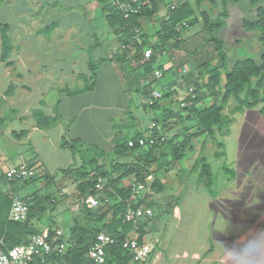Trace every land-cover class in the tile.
<instances>
[{"label": "crops", "instance_id": "1", "mask_svg": "<svg viewBox=\"0 0 264 264\" xmlns=\"http://www.w3.org/2000/svg\"><path fill=\"white\" fill-rule=\"evenodd\" d=\"M263 1L261 6L264 7ZM178 2L166 0L161 13L145 26L148 41H156L158 20L165 15L166 4ZM60 3L61 0H4L0 5V23L7 26L14 47L9 59L3 62L0 35V124L6 126L0 132V191L7 194L16 189L21 195L29 186L5 179L9 169L22 163L32 164L37 172L43 168L52 176L61 174V170L79 169L86 156L82 151L73 153L70 148H63L64 138L100 150L103 153L98 157L101 165L105 158L116 160L114 148L119 139L142 133L135 111L141 98L144 99L141 90L147 82L135 63L136 48L132 44L123 49L118 29L109 27L103 13L99 15L98 0L81 4L71 0L63 9ZM233 8L229 6L230 11H234ZM202 12L208 13L213 20L219 15V9L211 7ZM244 13L234 23L230 20L227 26L214 33L224 42L226 51L230 46L236 50L253 40L260 42L257 31L244 28V20H255L256 11L249 19L244 18ZM98 18H103L101 26L92 24ZM237 25L241 35L235 29ZM242 30L247 32L242 33ZM202 32V35L197 32L181 36L180 46L192 47L191 53L195 56L190 51L180 50L166 51L160 56L165 59L160 66L169 72H163L159 84L165 79L163 86L177 83L185 91L190 87L189 82H202L200 66L213 59L207 49L214 48L208 43L203 28ZM252 44L257 47L255 42ZM68 48L79 54L68 55ZM172 52L175 57L181 53L180 67L170 56ZM123 53L125 58L119 60ZM92 62L97 63L93 80ZM158 66L155 65V69ZM83 69L87 76L81 72ZM56 77L58 83L54 81ZM91 85L93 88L89 90ZM56 86L62 94L52 104L45 94ZM134 95L138 98L134 99ZM179 98L176 94L172 100L161 101L160 105L162 108L172 105L177 110ZM210 100L206 99L199 106L204 107V102ZM232 100L224 111L231 120V133L224 138L200 136L192 142L195 148V143L203 140L193 165L183 166L187 156L174 164L179 192L172 191L162 213L164 218L155 224L149 222L144 228V240H159L150 264H264V115L260 114V105L234 112L236 105L231 106ZM162 108L157 112L163 114ZM36 111L55 122L40 126L34 116ZM169 123L172 127L176 120ZM131 132L132 136L127 137ZM216 141L224 147L219 148ZM144 148L147 147L123 160L131 162ZM194 152L196 149L189 153ZM202 158L211 166L216 178L210 188L199 182L200 168L193 170ZM225 167L230 173L225 172ZM193 173H197L195 180ZM128 180L124 179V186ZM61 189L60 196L71 206V199L76 195L68 197V187L61 186ZM34 194L40 195L34 192L21 196L30 198ZM46 231L64 236L59 227L46 228Z\"/></svg>", "mask_w": 264, "mask_h": 264}, {"label": "trees", "instance_id": "2", "mask_svg": "<svg viewBox=\"0 0 264 264\" xmlns=\"http://www.w3.org/2000/svg\"><path fill=\"white\" fill-rule=\"evenodd\" d=\"M98 1L107 24L112 29H118L117 33L120 35L121 43L126 48L134 44V31L139 29L142 33L141 38L144 40L143 47H151L154 50L151 59L146 61L141 53L142 47L137 44L134 45L136 48L135 63L137 68L143 71L142 75L147 82L141 91L150 103L152 102L151 108H159L161 101L172 100L176 94L180 98H185L189 105L177 110L173 109L172 105L163 107V121L161 123L154 122L159 128L151 132L149 136L137 132L130 138L119 139L114 148L116 160L111 165V169L117 173V177L110 180L106 188L102 189L101 165L98 157L88 160L86 164L84 163L83 170L66 169L59 171L61 174L71 175L74 178V185L81 197L99 199L103 195L104 199L110 202L109 208L97 219L92 208L81 205L79 213L83 215V221L76 220L74 222L69 230L70 236L67 240L65 236H58L55 232H51L49 235L50 240L54 243L67 244L66 253L37 259L32 264H97L87 257V252L100 233H106L116 240L114 245L107 248L105 264H132L131 254L124 250L121 245L123 241L133 235L135 228L133 223L125 221V212L133 202L130 198L131 185L120 187L124 179L133 176L136 180L135 183H145L146 178L151 175L148 173V168L152 162H159V160L169 157L171 163L176 164L193 151L192 142L200 136L206 135L213 138L215 135L221 138L228 136L231 133V120L225 116L224 111L232 99L238 103L234 112L253 109L260 105V114L264 115V7L261 6L263 0H249L250 5L256 7V18L253 21L244 20V28L249 31H257L260 34L262 49L259 61L244 57L235 60L232 64H229V56L224 42L214 35L216 30L225 27L224 19L228 16L226 4L231 0H222L224 12L219 13L215 20L206 12L201 11L200 16L198 15L196 6L200 7L202 0H195V3L186 0L176 4L167 3L165 15L158 20L159 30L154 42L148 41L144 33L145 26L161 13V7L165 5L166 0H140L144 4L140 14L132 15L129 18H125L121 11L112 8L111 0ZM3 3L4 0H0V5ZM201 18L203 31L208 43L213 45L219 63L213 65L212 59L200 66L202 82H197L193 86L194 98L188 96V89L184 91L180 85L173 83L161 87L159 91L162 94V99H152L150 91L156 90L155 86L159 84L157 80L152 79L154 71L159 69L164 73L169 72L160 65L155 69L158 58L163 55L168 47L178 48L181 44L182 33L189 27L199 25ZM0 35L2 40L1 60L5 62L9 59L14 47L7 33V26L1 23ZM123 58H125L124 53L119 60ZM96 66L97 63L95 62L90 65L92 80L95 79ZM222 84L223 87L221 88ZM92 88V85L88 87L89 90ZM206 99H211L212 103L207 107H200L199 104ZM34 116L40 126L45 124L50 126L55 122L54 119L47 117L41 111L34 112ZM172 119L181 124V132L179 135L162 141L161 138L164 136H161V133L166 131L167 126L170 125L169 121ZM192 130L194 132L191 133ZM216 143L219 148L224 147L223 144L217 141ZM78 145L79 142H68L65 138L63 139L62 147L70 148L73 153L79 152ZM143 147H147V153H143L141 157H137L131 162H120L121 159ZM156 151L158 154L154 155ZM161 166L167 168L166 163H162ZM87 167H90V170L86 169ZM198 168H200L199 182L210 188L216 178L205 158L200 159L193 170ZM224 170L226 173H230L227 167ZM40 179H44L46 186H48L55 179V176L49 175L43 168H40L33 179L22 185H30ZM152 189L156 197L163 195L168 190L165 177L154 178ZM25 199L30 205L28 220L24 223L14 222L9 219L11 200L7 193L0 191V239H3L6 248L24 244L30 235H47L46 232L36 231L31 221L35 216L44 213L43 203L45 200L48 199L50 203H54L55 200L38 194ZM159 205L156 200L151 203L154 210L155 208L158 209ZM160 212L161 214L165 212V207H162ZM153 220H157L156 215L152 220H145L143 224L140 223L138 230L140 240H143L145 235L144 228Z\"/></svg>", "mask_w": 264, "mask_h": 264}, {"label": "rangeland", "instance_id": "3", "mask_svg": "<svg viewBox=\"0 0 264 264\" xmlns=\"http://www.w3.org/2000/svg\"><path fill=\"white\" fill-rule=\"evenodd\" d=\"M85 1H90V0H76V4H78V3L81 4ZM177 1L181 2L182 0H177ZM192 2L195 3V0H192ZM70 3H71V0H61L60 5L62 6V9H63V7L65 6L64 4H70ZM262 4L264 5V1ZM229 6L235 7V8H233V10L234 9L235 10L230 11ZM209 7L213 8V10L219 9V13L224 12V6L222 4V0H216V1L215 0H202L200 7L196 6L198 15L200 16V12L202 10H204V8H209ZM244 10H246L247 12L244 13ZM226 11L228 13V16L226 17V19H224L225 20V26L228 25L230 20H231V22L234 23L236 21V18L238 19L241 17L242 13H244V18H248V19L252 18V16L255 14L256 7L250 5L249 0H239V1L231 0L226 4ZM101 14H102V11L100 10L99 15L101 16ZM215 15H216V12H215ZM217 17H218L217 15L214 16V18H217ZM102 23H104L103 18H98V19H95V21H93L92 24L101 26ZM236 27H235L236 31L238 32V34L241 35V32L239 30L238 25ZM202 28H203V21L201 18V25H195V26L189 27L182 34L184 36H186L188 34H194V33L198 32L197 35H202V33H203ZM235 29H234V31H235ZM242 31H243L242 33L247 32L245 30H242ZM150 41L152 42L154 40L152 39ZM254 42L257 44V45L255 44L257 47H254V45L252 44ZM251 44L248 42L247 45L244 44L240 47H237L236 50H235L234 46L228 47L227 53H228L229 59H232L230 63L232 64L235 59L244 58V57H250L256 61H259L260 52L262 49L261 48V42L253 40V41H251ZM191 48L192 47L183 46V45H181L179 48L170 46L167 48L168 50H166V51L168 53H169V51H172V50H180V51H183L186 53L188 51H190V54L195 56L196 54L191 53V51H192ZM207 52L210 53L209 55H211V57L213 58L212 64L217 65L219 62L217 61V55L214 52V48L212 49V51H208V49H207ZM67 54L71 55V54H79V53L77 51L73 52L72 49L68 48ZM174 55H175L174 52H172V54L170 56H172L174 58V60L177 62L178 67H180L181 63H182V62H180L181 61V58H180L181 53L178 52V54H177L178 56H176V57ZM172 57H170V58H172ZM164 63H165V59L159 57L156 65H160V64H164ZM61 64L62 65H69L70 63H64V64L61 63ZM81 65H82V63H81ZM81 72L85 73V75L87 73V71H85L84 69ZM81 78H83V77H81ZM154 80H156V79L154 78ZM188 80L190 81V79H188ZM54 81L56 83H58L59 78H57V77L54 78ZM165 81L166 80L163 79L160 82V84H157L155 86V88L160 90L161 87L164 85ZM157 82H158V80H157ZM187 85L190 87H193L195 85V81L189 82ZM58 86L50 89V91L45 94L46 99L52 104L55 103L61 97L62 91H60ZM222 87H223V84H222L221 88ZM143 97H144V99L141 98L142 102L140 103L139 108L138 107L136 108L135 113H136L138 121L140 123V127H141L140 130L142 131V133L145 136H149L151 133V131L149 130V126L154 122L161 123L163 121V114H160L159 112H157L162 107L160 105L159 108H151L150 101L144 95H143ZM135 98H138V97L136 95H134V99ZM211 103H212V101L210 100L208 102H204L203 105H204V107H206V106L210 105ZM232 103L233 104H231V106H233V105L237 106V104H238L236 100H232ZM231 106L228 108L227 113L229 112ZM5 115L7 116L9 114L5 113ZM5 128H6L5 125L0 124V132H2ZM181 129H182L181 124H179L177 122L173 123L172 127L167 126L166 131L162 132L161 136H164L165 138L170 139V138L174 137L175 135H179L181 132ZM192 132H194V130H192L191 133ZM130 136H132V132L127 134V137H130ZM211 140L212 139H210V141ZM202 141L203 140H200L199 142L195 143L194 149H196V152H194L193 154L191 153L192 155L190 153H189V155H187V157H186L187 160L185 159V161L183 162V166L188 165L189 167H191V165H193L194 159H195L197 153L199 152V150L201 149ZM23 142H24V140H23ZM0 143H2L1 139H0ZM214 143L215 142L212 143V147L215 146ZM212 147L209 146V149ZM205 149H206V147L204 148V150ZM78 150L82 151L85 154V156L87 157V158L86 157L83 158L85 164L88 163V160L96 158V157H100L103 154L100 150H98L96 148H92L90 146H86V145H78ZM146 151H147V148H144L143 150L138 152V155L136 154L135 156H133L134 158L132 160H134L137 157L138 158L141 157L143 155V153H145ZM13 152H15V150ZM154 155H157V151L154 152ZM121 161L126 162V161H128V159L127 160L122 159ZM187 161L189 162V164ZM162 163H166L167 168L162 167L161 166ZM83 164L79 167L80 170L84 169ZM111 165H112L111 159L108 160L105 158L101 162L100 173L102 175V180H101L102 189L106 188L109 185L110 180L117 177V173L114 172L113 169H111ZM86 169L90 170V167H87ZM148 173L151 174V176L153 178H158V177L164 176L166 179V182H167V186H168V190L163 195H159L156 197V200L158 201V203L165 202L166 204L164 205L161 203L159 205L158 209L155 208L154 211H155V215L157 216V220H155V221L153 220L151 222V224H153V222L156 223L159 221V219L162 220L164 218L160 212L161 208L167 206L168 201H170V199H171L170 195L172 194V191H174L173 192L174 194H177L179 192V190L176 189L177 186L175 183L176 177H177L176 167L174 166V164L171 163V160L169 157H166L162 160H159V162H152L151 166L148 168ZM195 175H197V173H193V180H195L194 179ZM135 181L136 180L134 177L129 178V180L126 182L125 185L126 186L131 185ZM73 185H74V178H72L71 175L58 174L57 176H55V179L48 186H46V181L44 179H40V180H37L34 183L30 184L27 188H25L24 190L21 191V195H24V196L27 194L34 193V192H39L40 196H42V197L48 196L49 198L55 200L54 203H50V201L48 199L45 200L43 203V207L45 210L44 213L42 215L35 216L32 219L31 223H32L33 228L36 231L44 232V230L46 228L55 230L56 228L58 229V227H59L63 230L65 239L67 240L70 236L69 230L73 226L74 222L76 220L83 221V215H81L79 213L81 205L92 208V210L94 211L95 217L97 219L108 210L110 202L105 200L103 195H101L99 197V199L94 198V200L96 202V204L94 205L88 201L87 197H85V196L81 197L79 195L78 191L76 190V187ZM61 186H65V188L68 187V189H69L68 192L70 193V195L68 197H72V196L76 195L75 199L74 198L71 199V201H72L71 206H70V204L67 203V201L63 197L60 196V191L63 190V189H61ZM122 186H124V184L121 185L120 187H122ZM173 203H174V198H173ZM165 209H166V207H165ZM158 216H159V218H158ZM141 223L143 224L144 222L141 221ZM46 233L48 235H51L47 231H46Z\"/></svg>", "mask_w": 264, "mask_h": 264}, {"label": "built area", "instance_id": "4", "mask_svg": "<svg viewBox=\"0 0 264 264\" xmlns=\"http://www.w3.org/2000/svg\"><path fill=\"white\" fill-rule=\"evenodd\" d=\"M110 4L112 8L121 11L125 18L140 14L142 7L144 6L140 0H111ZM141 34L142 33L139 29L134 31L133 45L137 44L141 46V53L144 59L149 61L154 54V50L151 47H143L144 40L141 38ZM125 48L126 47L123 46V49ZM165 54L166 51L163 52V55ZM153 77L156 80H160L164 77V73L161 70L156 69L153 73ZM150 93L152 99H162L160 91L152 90ZM188 96L192 98L195 97L194 87L188 88ZM178 102L177 109L189 105L188 102L185 101V98H179ZM157 128H159L157 123H152L149 126L151 132ZM165 139V137L161 138L162 141ZM36 174L37 170L35 167L28 163H22L9 169L5 174V178L10 183L22 185L33 179ZM153 182L154 178L150 175L146 178L145 183L134 182L130 186V198L133 203L125 212V221L133 223L135 228L133 235L123 241L121 245L124 250L131 254L132 264H150L155 252V246L159 243V240L156 239L151 241L144 239L140 240L138 235L141 221L152 220L155 217V211L151 207V203L156 200V195L152 189ZM8 196L11 200L9 219L14 222H26L30 212L28 201L23 198L16 189L9 191ZM88 201L94 205L96 204L92 197H89ZM115 243L116 240L113 237L106 233H100L89 248L87 257L97 264H105L107 248ZM67 249V244L54 243L50 240L48 234L30 235L24 244L13 248H6L3 239H0V264H32L37 259H45L47 256L64 255Z\"/></svg>", "mask_w": 264, "mask_h": 264}]
</instances>
